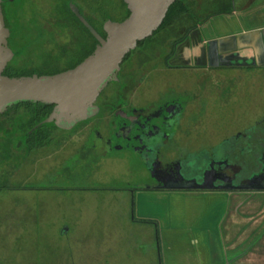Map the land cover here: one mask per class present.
<instances>
[{
  "label": "flooded vegetation",
  "instance_id": "flooded-vegetation-1",
  "mask_svg": "<svg viewBox=\"0 0 264 264\" xmlns=\"http://www.w3.org/2000/svg\"><path fill=\"white\" fill-rule=\"evenodd\" d=\"M260 1H184L180 9L192 4L194 11L188 16L174 13L143 42H151L149 48L139 51L138 46L131 53L139 51L137 64L125 68L130 55L119 80L98 98L99 113L86 121V141L79 153L87 160L128 162L131 181L116 190L126 195L132 223L156 226L138 218V204L146 193H230L264 186V24L251 16L264 8ZM223 4L232 11L221 13ZM3 9L8 27L4 0ZM234 14L243 21L230 36L243 45H225L213 53L205 42L206 29ZM128 16L127 7L126 17L108 20L121 22ZM94 28L106 38L104 28ZM93 42L95 50L98 41ZM114 85L119 89L106 96ZM205 185L215 189H196Z\"/></svg>",
  "mask_w": 264,
  "mask_h": 264
},
{
  "label": "rangeland",
  "instance_id": "rangeland-1",
  "mask_svg": "<svg viewBox=\"0 0 264 264\" xmlns=\"http://www.w3.org/2000/svg\"><path fill=\"white\" fill-rule=\"evenodd\" d=\"M71 1L101 32L105 20L127 15L123 0H4L12 70H63L70 57L93 46ZM139 51L126 69L137 64ZM119 87L111 86L106 96ZM23 112L0 118V264H144L126 195L116 190L131 181L128 162L82 157L86 121L70 131L49 129L46 145L30 152Z\"/></svg>",
  "mask_w": 264,
  "mask_h": 264
},
{
  "label": "crops",
  "instance_id": "crops-1",
  "mask_svg": "<svg viewBox=\"0 0 264 264\" xmlns=\"http://www.w3.org/2000/svg\"><path fill=\"white\" fill-rule=\"evenodd\" d=\"M251 16L264 24V8ZM241 21L234 14L211 23L205 42L213 53L243 45L230 36ZM138 206L139 219L156 223H132L144 264H264V191L146 193Z\"/></svg>",
  "mask_w": 264,
  "mask_h": 264
},
{
  "label": "water",
  "instance_id": "water-1",
  "mask_svg": "<svg viewBox=\"0 0 264 264\" xmlns=\"http://www.w3.org/2000/svg\"><path fill=\"white\" fill-rule=\"evenodd\" d=\"M178 0H124L129 16L121 21L104 23L106 38L82 16L79 8L71 10L98 41L91 55L75 68L53 75L10 77L5 70L15 58L9 46L11 31L7 27L3 0H0V116L20 103H40L53 106L49 117L40 125L55 124L64 131L96 117L98 98L109 84L119 80L125 59L139 43L149 39L165 21L170 8ZM196 189L211 191L205 185ZM232 190V189H228ZM246 191H264V186H252ZM68 229L63 231L66 234Z\"/></svg>",
  "mask_w": 264,
  "mask_h": 264
},
{
  "label": "trees",
  "instance_id": "trees-1",
  "mask_svg": "<svg viewBox=\"0 0 264 264\" xmlns=\"http://www.w3.org/2000/svg\"><path fill=\"white\" fill-rule=\"evenodd\" d=\"M184 1L187 0H180L179 2H177L176 4H174L166 17V20L163 22L162 26L160 27V29L158 31H160L167 23V20L173 16L174 13L182 11L183 13L187 14V16L192 13L193 10V6L192 4H189L184 7H182L180 9L179 4H182ZM221 13H229L232 11L230 6H227L226 4H223L222 8L219 10ZM87 20L90 22V24L94 27H96V25L94 23H92V21L90 19L87 18ZM76 21L80 24V26L83 28V31L86 33V35L93 40L94 37L92 36V34L85 28V26L83 24H81L77 19ZM108 21V20H105ZM143 44V42L139 43L138 46H141ZM85 47H87L88 49L86 51H84L82 54H77L74 57H70V61H68L67 66L65 67V69L63 70H57V71H50L49 72H35V73H30L28 71H17V70H12L10 66L7 67V69L5 70V75L10 76V77H22V76H32L34 74H38V75H53V74H57L69 69H73L75 68L78 64H80L84 59H86L89 55H91L93 53L94 50V45L90 46V45H86ZM84 47V48H85ZM131 55V54H130ZM129 55V56H130ZM129 56L125 59V61L129 58ZM24 110V120H23V132L26 133V141H27V146L29 151H34L37 148H41L44 147L46 144V141L48 139H50L51 134H49V129H54L57 130L59 128H57L55 126V124H42L51 114L52 110H53V106H49V105H45V104H40V103H20L17 104L15 106H13L12 108H10L8 110V112L4 115L7 116L9 115L12 111L17 110ZM1 116V117H4ZM0 117V118H1ZM27 189V187H26Z\"/></svg>",
  "mask_w": 264,
  "mask_h": 264
}]
</instances>
